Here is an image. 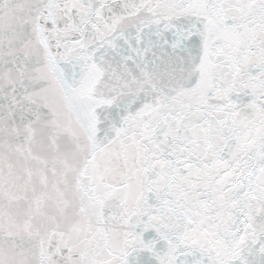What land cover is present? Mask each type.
Returning <instances> with one entry per match:
<instances>
[{
    "label": "snow or ice",
    "instance_id": "6c2138e0",
    "mask_svg": "<svg viewBox=\"0 0 264 264\" xmlns=\"http://www.w3.org/2000/svg\"><path fill=\"white\" fill-rule=\"evenodd\" d=\"M0 264H264V0H0Z\"/></svg>",
    "mask_w": 264,
    "mask_h": 264
}]
</instances>
